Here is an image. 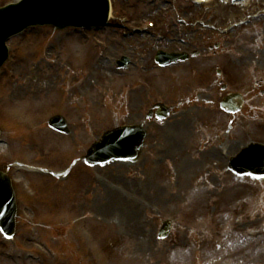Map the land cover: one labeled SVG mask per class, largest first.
Listing matches in <instances>:
<instances>
[{"label":"rangeland","instance_id":"374dc122","mask_svg":"<svg viewBox=\"0 0 264 264\" xmlns=\"http://www.w3.org/2000/svg\"><path fill=\"white\" fill-rule=\"evenodd\" d=\"M3 1L6 2L0 0V4ZM209 3L215 6L212 17L221 20L219 27L227 18H236L233 26L237 25L230 37L215 32L213 39H230L246 51L247 54L238 56L233 49L230 64L203 52L179 66L164 69L155 63L158 49L191 52L200 33L213 37L209 31H193L194 22L181 24V16L195 20L200 15V9L189 0H111V15L116 18L127 15L143 27L154 21L156 28L147 36H124L120 27L123 23L113 17L110 26L96 32L37 26L15 37L11 42L15 46L11 53L14 63L9 62L0 74V109L31 108L33 116L27 124L39 125L40 129L30 133L12 121L0 123L5 138L10 140L9 145L0 146L7 153L0 158V165L6 166L16 157L22 163L34 159L64 170L103 131L143 120L149 103L158 99L167 104L177 102L201 84L211 85L212 74L218 67L224 69L232 89L248 90V68L252 70L251 78L254 71L264 70V15H249L253 6L263 0ZM128 28L125 30L129 35ZM159 33L164 39L156 44L154 37ZM182 36L188 44L172 41V37ZM100 40L106 48L101 47ZM122 54L133 56L135 64L119 69L116 61ZM140 64L155 72L158 97L154 91L142 88L147 81L141 79L148 75H143ZM196 68L203 70L204 81L196 77ZM173 84L177 85L174 90ZM204 85L199 91L201 100L193 98L182 105V114L167 119L164 125L146 122L150 134L138 162L117 160L105 166L86 167L90 171L88 180L83 172L76 180H65L23 170L20 175L35 187L38 198L24 197L21 203L39 215L19 216L15 239L0 235V264H264L263 184L250 176L251 180L237 179L231 171L224 170L228 159L218 150L204 155L205 159L199 150L203 133H208V129L220 131L231 118L220 108L205 106L202 101L206 98L211 103L222 94L220 88L215 86L212 92ZM154 97L157 98L151 101ZM202 105L209 110L192 117L189 109L200 114L198 106ZM55 111L65 112L72 120L76 138L73 151L70 146L67 151L58 150L60 146L68 147L70 141L54 134L46 125L40 126ZM252 117L256 118L245 126L242 123L239 129L236 127L230 137L239 135L243 141L259 137L264 141V114ZM89 120L90 123L86 122ZM23 129L29 134L17 132ZM230 137L225 135L223 140H227L233 153L240 144ZM191 138L193 142L188 148ZM173 152L179 156L174 157ZM214 158L220 169L209 165ZM81 167H85L83 163L76 162L75 169ZM232 188L235 201L228 203L227 194ZM85 189L89 191L83 195ZM238 209L251 219L248 221L257 234L243 233L244 224L233 226ZM71 210L76 212L73 217ZM40 212L61 213L40 216ZM165 217L173 220L174 228L167 237L159 238L161 219ZM24 219H34L35 224L30 227Z\"/></svg>","mask_w":264,"mask_h":264},{"label":"water","instance_id":"95a60500","mask_svg":"<svg viewBox=\"0 0 264 264\" xmlns=\"http://www.w3.org/2000/svg\"><path fill=\"white\" fill-rule=\"evenodd\" d=\"M26 12H27L26 9H21L19 11H6L3 9H0V35L2 36V40L7 37L6 33H7L9 26L14 25L17 21H19L17 20V18L19 16L25 15ZM29 22H30V19L23 18V20L18 22V27H24L28 25ZM72 22H73L72 19H68L63 16L51 15V16H47L45 18H42L34 22V24L53 23L58 26H66V25L72 24ZM5 56H6L5 53L1 54L2 58H4ZM178 57L181 58L180 56ZM51 124L55 125V127L57 126L60 128L63 127V123L57 118H54L53 120H51ZM144 137H145V131L141 127L116 128L114 130L109 131L100 143H97L96 145L93 146V148L89 152L88 157L92 159L94 158V161L95 159L97 161L100 160L103 163L113 158H120V157L135 158L139 154L136 148L143 142ZM126 143L127 144L131 143L129 149L132 151L127 150L124 153H121V151L125 148L124 145ZM99 152L102 153V155H98ZM257 173L261 174V173H264V171L258 170ZM3 185L6 186L8 190L11 189V183L9 181L8 176L0 172V187ZM0 223L4 229L3 219L0 220ZM4 230L6 231L8 236L14 235L13 227L9 229H4Z\"/></svg>","mask_w":264,"mask_h":264},{"label":"bare ground","instance_id":"6f19581e","mask_svg":"<svg viewBox=\"0 0 264 264\" xmlns=\"http://www.w3.org/2000/svg\"><path fill=\"white\" fill-rule=\"evenodd\" d=\"M247 2V1H246ZM246 2H244V3H246ZM238 4H241V3H238ZM13 23V22H12Z\"/></svg>","mask_w":264,"mask_h":264},{"label":"flooded vegetation","instance_id":"af4514ba","mask_svg":"<svg viewBox=\"0 0 264 264\" xmlns=\"http://www.w3.org/2000/svg\"><path fill=\"white\" fill-rule=\"evenodd\" d=\"M262 84V82L260 83V85Z\"/></svg>","mask_w":264,"mask_h":264}]
</instances>
